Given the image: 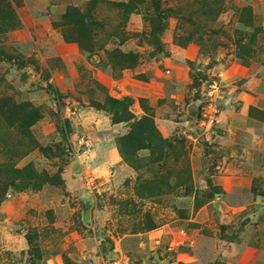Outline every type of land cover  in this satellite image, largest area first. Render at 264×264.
I'll return each mask as SVG.
<instances>
[{"label":"rangeland","instance_id":"374dc122","mask_svg":"<svg viewBox=\"0 0 264 264\" xmlns=\"http://www.w3.org/2000/svg\"><path fill=\"white\" fill-rule=\"evenodd\" d=\"M111 259L264 264V0H0V264Z\"/></svg>","mask_w":264,"mask_h":264},{"label":"built area","instance_id":"2783aa9c","mask_svg":"<svg viewBox=\"0 0 264 264\" xmlns=\"http://www.w3.org/2000/svg\"><path fill=\"white\" fill-rule=\"evenodd\" d=\"M210 123L213 122V119L210 117V120H209ZM106 264H126V262L122 259H111L109 260Z\"/></svg>","mask_w":264,"mask_h":264},{"label":"trees","instance_id":"16d2710c","mask_svg":"<svg viewBox=\"0 0 264 264\" xmlns=\"http://www.w3.org/2000/svg\"><path fill=\"white\" fill-rule=\"evenodd\" d=\"M113 103H115V104H119L118 102H113ZM125 113V112H124ZM13 172V171H12ZM14 174H17V173H15V172H13Z\"/></svg>","mask_w":264,"mask_h":264}]
</instances>
